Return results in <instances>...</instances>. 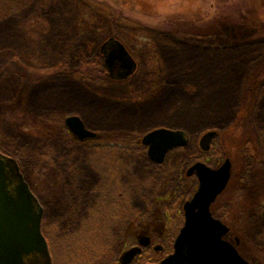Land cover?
<instances>
[{"label": "rangeland", "instance_id": "1", "mask_svg": "<svg viewBox=\"0 0 264 264\" xmlns=\"http://www.w3.org/2000/svg\"><path fill=\"white\" fill-rule=\"evenodd\" d=\"M258 9L264 0H0V150L42 207L49 264H122L142 246L129 264L159 262L198 185L191 165L226 157L216 217L242 256L264 264V84L252 116L235 122L248 66L264 53ZM109 37L133 56V72L74 76L103 64ZM72 114L101 136L67 134ZM157 127L183 130L186 146L155 162L123 141Z\"/></svg>", "mask_w": 264, "mask_h": 264}, {"label": "water", "instance_id": "2", "mask_svg": "<svg viewBox=\"0 0 264 264\" xmlns=\"http://www.w3.org/2000/svg\"><path fill=\"white\" fill-rule=\"evenodd\" d=\"M101 51L110 76L126 77L135 69V60L119 40L107 39ZM64 124L78 140L97 135L78 115L66 116ZM212 134L207 133L206 138ZM141 142L151 160L162 162L170 149L186 146L188 137L180 129L157 127L143 134ZM189 172L196 175L197 188L183 204V224L173 240L172 252L155 264H251L224 238L228 227L210 209L228 184L230 159L226 157L216 168L197 161ZM42 213L15 159L0 151V264L50 263Z\"/></svg>", "mask_w": 264, "mask_h": 264}, {"label": "trees", "instance_id": "3", "mask_svg": "<svg viewBox=\"0 0 264 264\" xmlns=\"http://www.w3.org/2000/svg\"><path fill=\"white\" fill-rule=\"evenodd\" d=\"M262 6L263 5H261L260 7H262ZM257 11L258 12H256V13L260 16V20L264 21V12H262L260 9H258ZM109 38H107V39H109ZM99 57L100 56H98V58ZM95 63H96V65L93 64L94 66L92 65V67L87 65L83 69H76L73 72L74 76H76L77 78H80L82 80L84 79V80H87L90 82L91 81H93V82L94 81L95 82L101 81L105 77V75H107V72H106V69L103 66V64L100 63V59H96ZM263 84H264V53L255 61H252V63L248 66L247 73H246V76L242 82L241 90H240V94H243L244 97L241 98V100L237 106V109L235 112V115H236L235 122L239 123L241 121L240 119L242 117H245V116L248 117L249 115L252 116L255 98L258 97L257 93L259 92L260 86H262ZM63 129H65V131H67V128L65 126H63ZM99 135H100V133H99ZM107 136L108 135H105V137H107ZM249 139H251L249 135H245L243 138L241 137L243 144H245L247 146H248V144L251 143V140H249ZM208 140H207V142H208ZM123 141L126 143L132 142L135 144L140 142L139 138L138 139H136V138L126 139L125 138ZM225 191H223L216 198V200L211 204V211L215 216H217L219 214V211L215 208L216 201L218 199H220L221 197H224L223 195H225L224 194ZM226 234H229L228 239L234 240V242H236V236L234 234H232L230 232V230H228V232ZM236 247H237V244H236ZM157 260H158V258H157ZM138 261H139V259L136 258L135 262H138Z\"/></svg>", "mask_w": 264, "mask_h": 264}, {"label": "flooded vegetation", "instance_id": "4", "mask_svg": "<svg viewBox=\"0 0 264 264\" xmlns=\"http://www.w3.org/2000/svg\"><path fill=\"white\" fill-rule=\"evenodd\" d=\"M103 55H104V54H103ZM118 67H119V65H118ZM94 130H95V129H94ZM66 133L69 134V135H71L70 132H68V131H66ZM98 136H99V135H98ZM98 136H96V137L98 138ZM94 139H95V138H94ZM86 140H87V139H86ZM2 153H3V152H2ZM139 239H140L141 244H143V245H147V244L149 243L147 237L144 238L143 236H140ZM233 244L236 246V242L233 243ZM142 248H144V247L142 246ZM142 248L138 249V251L135 252L136 254H135L134 256H133V254H132V250H131V251H125V252H123L122 254H120V256H118L117 259H118L119 262L122 263V264H129V263H132V261L134 262L136 258L139 259L140 255L142 254V253L140 254V252L143 250ZM156 249H157V248H156ZM146 264H150V262H146Z\"/></svg>", "mask_w": 264, "mask_h": 264}]
</instances>
